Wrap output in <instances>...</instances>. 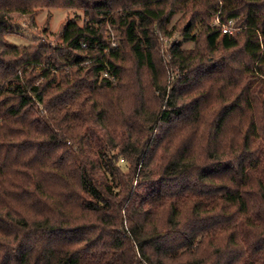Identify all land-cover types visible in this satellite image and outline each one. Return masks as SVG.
<instances>
[{
  "label": "trees",
  "instance_id": "trees-1",
  "mask_svg": "<svg viewBox=\"0 0 264 264\" xmlns=\"http://www.w3.org/2000/svg\"><path fill=\"white\" fill-rule=\"evenodd\" d=\"M0 264H264V0H0Z\"/></svg>",
  "mask_w": 264,
  "mask_h": 264
},
{
  "label": "rangeland",
  "instance_id": "rangeland-1",
  "mask_svg": "<svg viewBox=\"0 0 264 264\" xmlns=\"http://www.w3.org/2000/svg\"><path fill=\"white\" fill-rule=\"evenodd\" d=\"M75 17H77L79 23H82L84 15L81 9L39 8L33 11L30 15L15 14L12 17V32L8 33L6 38L15 44L37 45L42 43L55 47L61 43L60 29L62 25L67 19ZM176 17L178 19L177 24L181 27L183 17L180 18V15ZM107 36L111 45L118 44L116 31L108 28ZM174 38L181 39L177 33L172 37V39ZM167 43V39H163L162 46L166 47ZM182 45L190 47L191 43L183 42ZM132 79L133 78H131V80Z\"/></svg>",
  "mask_w": 264,
  "mask_h": 264
},
{
  "label": "built area",
  "instance_id": "built-area-1",
  "mask_svg": "<svg viewBox=\"0 0 264 264\" xmlns=\"http://www.w3.org/2000/svg\"><path fill=\"white\" fill-rule=\"evenodd\" d=\"M217 22H219L218 20H216ZM222 30L224 31V32H226V31H230V27L228 26V25H226V24H222Z\"/></svg>",
  "mask_w": 264,
  "mask_h": 264
}]
</instances>
